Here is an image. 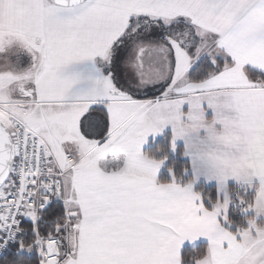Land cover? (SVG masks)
Listing matches in <instances>:
<instances>
[{"label":"snow or ice","instance_id":"snow-or-ice-1","mask_svg":"<svg viewBox=\"0 0 264 264\" xmlns=\"http://www.w3.org/2000/svg\"><path fill=\"white\" fill-rule=\"evenodd\" d=\"M0 264H264V0H0Z\"/></svg>","mask_w":264,"mask_h":264}]
</instances>
